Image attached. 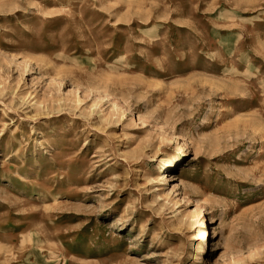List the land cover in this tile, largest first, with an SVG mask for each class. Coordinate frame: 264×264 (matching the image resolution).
Returning a JSON list of instances; mask_svg holds the SVG:
<instances>
[{"label": "rangeland", "instance_id": "1", "mask_svg": "<svg viewBox=\"0 0 264 264\" xmlns=\"http://www.w3.org/2000/svg\"><path fill=\"white\" fill-rule=\"evenodd\" d=\"M0 264H264V0H0Z\"/></svg>", "mask_w": 264, "mask_h": 264}, {"label": "bare ground", "instance_id": "2", "mask_svg": "<svg viewBox=\"0 0 264 264\" xmlns=\"http://www.w3.org/2000/svg\"><path fill=\"white\" fill-rule=\"evenodd\" d=\"M215 235H216V232L214 231Z\"/></svg>", "mask_w": 264, "mask_h": 264}]
</instances>
